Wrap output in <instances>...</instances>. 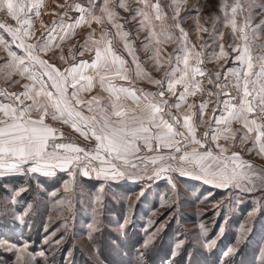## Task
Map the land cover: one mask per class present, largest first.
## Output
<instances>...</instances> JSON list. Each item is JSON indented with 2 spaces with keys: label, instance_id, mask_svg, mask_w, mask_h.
Instances as JSON below:
<instances>
[{
  "label": "snow or ice",
  "instance_id": "obj_1",
  "mask_svg": "<svg viewBox=\"0 0 264 264\" xmlns=\"http://www.w3.org/2000/svg\"><path fill=\"white\" fill-rule=\"evenodd\" d=\"M202 11L188 0H0V213L31 227L36 205L22 194L49 178L63 193H45L68 213L86 182L99 185L92 202L100 207L104 185L119 181L141 196L145 185L165 184L171 195H160L162 205L178 203L177 184L189 181L236 202L264 194V166L254 163L264 161V0H218L210 15ZM258 211L259 229L239 225L235 244L221 239L224 225L210 236L202 223L195 242L216 250L214 264H235L240 244L254 245L255 264H264V201ZM128 224L127 215L117 224L121 242ZM43 227L44 244L58 248L60 227ZM169 227L149 219L138 247H113L135 253L127 264H148ZM187 241L177 229L170 264ZM0 247L13 264H47L45 250L27 243ZM71 254L65 264H74ZM93 255L96 264H116L99 247Z\"/></svg>",
  "mask_w": 264,
  "mask_h": 264
},
{
  "label": "rangeland",
  "instance_id": "obj_2",
  "mask_svg": "<svg viewBox=\"0 0 264 264\" xmlns=\"http://www.w3.org/2000/svg\"><path fill=\"white\" fill-rule=\"evenodd\" d=\"M188 3L202 6L201 15L208 16L214 11L218 0H188ZM191 22V20L185 21V27ZM191 36L195 39L196 33L192 32ZM227 39L226 31L225 40ZM140 55L143 58L144 53L141 52ZM207 67L216 70V66L211 63ZM161 74L154 73L157 76ZM63 179L67 180L68 177L64 176ZM54 181L55 178H49L44 188L22 194L34 201L36 205V211L30 220L31 227L13 222L11 216L0 213V241L17 245L27 243L30 251L33 249L37 252L45 250L47 264H65L64 257L67 255L68 249L72 250L69 259L74 264H96L93 254L97 247L101 248L108 260L116 262V264H120V262L127 264V261L132 259L135 253L125 255L113 245L124 243L131 246L133 243H142L144 236L142 225L146 224L149 219L157 221L166 219V223L170 227L161 233L162 239L157 241L156 247L149 254L148 264H170V243L177 229L183 230L188 236L187 252L175 257L178 264H214L216 250L210 252L195 242L200 224L205 225L210 236L215 235L220 230V226L224 225L225 234L221 239L224 243L235 244L239 225L250 224L255 229H259L258 221L261 217L258 209L261 202L264 201V194L259 191L243 194L239 202L233 201L231 194L223 189H213L212 196H208L206 191L208 186H201L197 181H189L177 184L178 196L176 199L178 203L162 205L160 195L163 193L166 199L171 195L165 191V184L159 183L158 187L157 183H152L150 186L145 185V193L141 196L139 186L131 181H119L104 185L102 207H100L92 202V197L99 185L96 184L94 187L93 183L86 182L83 188H76L73 210L68 213L54 206L53 198L44 191L47 189V192L50 193L58 189L60 193H63L62 182ZM20 182L17 181V183ZM33 187L35 188V185ZM130 204L134 205L132 209H129ZM93 207H99L95 218L99 230L92 231L93 239H89L87 225L94 222ZM254 209L257 211L253 218L250 213H253ZM169 211L172 213L171 216L167 215ZM125 215L129 220L127 226L129 239L121 242L117 224L124 222ZM45 223L48 224L49 231L60 227L56 239H59L60 236H63L64 239L58 248H49L44 244L43 239L46 233L43 224ZM65 223L66 228L63 226ZM252 247L254 245L245 247L244 244H240L241 251L235 257V264H255ZM14 259L12 252L5 251L3 247H0V262L13 264ZM44 259L38 257L41 264Z\"/></svg>",
  "mask_w": 264,
  "mask_h": 264
},
{
  "label": "crops",
  "instance_id": "obj_3",
  "mask_svg": "<svg viewBox=\"0 0 264 264\" xmlns=\"http://www.w3.org/2000/svg\"><path fill=\"white\" fill-rule=\"evenodd\" d=\"M49 3H51V0H48ZM140 86L142 87H148V85L141 83ZM66 132H70L71 130L68 128L64 129ZM254 163H256L257 165L260 166H264V161L260 160L259 158H257L256 160H254Z\"/></svg>",
  "mask_w": 264,
  "mask_h": 264
}]
</instances>
